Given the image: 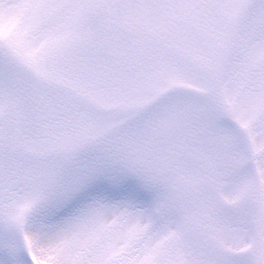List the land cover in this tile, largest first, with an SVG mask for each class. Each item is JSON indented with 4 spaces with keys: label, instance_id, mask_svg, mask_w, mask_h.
I'll return each mask as SVG.
<instances>
[{
    "label": "snow or ice",
    "instance_id": "obj_1",
    "mask_svg": "<svg viewBox=\"0 0 264 264\" xmlns=\"http://www.w3.org/2000/svg\"><path fill=\"white\" fill-rule=\"evenodd\" d=\"M0 264H264V0H0Z\"/></svg>",
    "mask_w": 264,
    "mask_h": 264
}]
</instances>
